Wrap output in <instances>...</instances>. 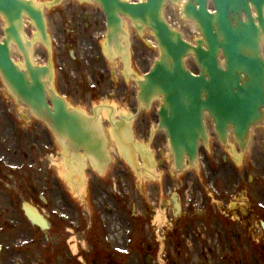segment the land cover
<instances>
[{"label":"rangeland","instance_id":"rangeland-1","mask_svg":"<svg viewBox=\"0 0 264 264\" xmlns=\"http://www.w3.org/2000/svg\"><path fill=\"white\" fill-rule=\"evenodd\" d=\"M88 9L91 12L95 11L99 17L101 16L99 9H93V7H88ZM85 11V8L81 10L73 2L59 6L54 10L52 9L49 13L50 31L54 38L52 51H55L52 62L57 75L54 86L57 90L60 88L62 92L67 93L68 101L72 107H82L83 112L89 110L87 107L92 101L93 105L100 103L113 105L118 109L115 113L116 117L121 112L129 113L133 107L131 104L134 102L130 91L127 100H123L122 94L119 92L114 94L113 91H110L109 82L105 88L106 96L104 99L101 98L100 92L93 99L89 96V85L94 74L93 71L97 70V65L91 64V58L88 63L82 59L83 52H86L84 49L81 51L80 44L85 39L88 47L93 40L99 42L100 47L101 45L104 47L105 43L101 37L99 40L96 39L99 36L98 33L102 32V19H100L99 23L89 19L88 30H83L85 27L83 24ZM1 25L2 23L0 24V34L2 33ZM70 40L74 47L68 48L66 45ZM146 43L147 41L144 40L142 44L136 41V48L140 52L138 55H134L132 67L133 70L139 69L138 73L140 75L153 65L159 55L158 48H155L152 44V47H147ZM71 49L75 51L76 60L70 55ZM116 60L110 62V68L117 67L121 69L120 60L118 58ZM92 61L95 60L92 59ZM143 62L145 66L147 64L146 67H143ZM190 68L193 71L197 70L193 64L190 65ZM118 84L119 81L115 83L116 86ZM156 105L157 103L152 106L148 114L144 112L145 114L140 117L137 125L131 126L133 129L137 127L143 131L144 137L142 139H145V135L148 132L147 127L144 125L145 120L149 121L150 130L154 131L156 128L157 120L154 112L156 111ZM21 113L24 114V110L17 107V116L22 117ZM100 113L105 119L107 112L101 110ZM31 130L33 155L40 156L41 148L45 149V154L54 151L56 155L54 160L57 162L54 163L55 166L51 171L47 173V182L50 188L58 189L57 181L59 179L63 184V188L65 187V195L58 189L60 200L64 203L62 205L55 204V206H82V214L86 213L87 215L86 217L83 216L81 229L78 232L85 246L82 249H89V245L93 243L100 250H110L114 254H121V251L125 250L127 254L125 264H148V255H150V264H262L259 257L261 256L260 251L264 246V234L259 232L256 238L254 236V241H251V251L248 245L241 243L239 246L234 238L236 223L232 217L226 216L224 218L221 214L223 211V202H221V191L223 190L221 186L222 184L223 186L225 185L223 179L215 172L222 166V158L225 154L222 155L221 150L215 149L216 146H211L209 152L211 164L206 154L202 153L200 163L196 168L189 170L191 172L188 175L175 174L168 144L163 142V136L160 138L161 144L159 147L162 151V158L166 159L169 166L168 171L173 176L171 184L174 185V188H177L176 190L178 191L175 192L179 193L183 199L185 208L184 214H179L178 218L172 220V216L175 213L169 196L166 194L165 196L162 195L166 186L160 183L162 181L167 184L169 180L164 170L159 172L155 163L156 153L153 146L144 147L142 144L140 147L142 154L144 155L145 153L146 157L149 154L151 159L149 163H143V159L140 156L138 157V169H144L142 173H137L139 171L131 165L126 157L125 168L120 165L117 167L116 164L112 174L102 176L103 173L101 172L86 173V170L91 165L88 161L85 162V167L81 170V173L75 171L73 163L68 166L67 162H65L64 150H62L61 144L56 141L54 136L50 133L55 143L54 148L50 141L45 140L46 133L42 123H37L34 120ZM108 130H110L109 126L105 130L109 150L111 154L116 152L115 158L122 161L123 156L117 150V144L111 134H108ZM135 133V136H138L136 130ZM253 139L251 150L237 164L238 171L253 175L255 177L254 181L258 183V185L254 184V188L264 190L263 169L259 167V160L264 158V125L255 130ZM139 140V137L135 139V143L138 146L140 145ZM229 149L231 150V148ZM230 154L236 157L233 152ZM230 154L226 153L229 156V160ZM228 163L230 166L233 165L231 162ZM68 167L72 170L69 172L70 175L67 174ZM228 168L229 174L226 182L232 188L235 183V176L230 167ZM124 169L125 177L122 172ZM117 171L120 173H117ZM73 175H76L74 183L71 177ZM34 177L35 179L37 178V172L34 173ZM43 177L36 179L37 188L43 187L41 182ZM77 181H79L78 186H76ZM241 181L244 187V179ZM241 193L243 194L244 192ZM52 194L53 192L46 191L28 195L20 194L19 198L21 201L18 206H22L23 202H29L35 206L42 207L44 204L41 201V195L51 200ZM156 194L159 195V199ZM226 197H229V206H227V214H229L234 210L235 206L232 205L239 202L240 196L237 195V198L234 199L232 189L229 188ZM1 198L2 206H12L9 191H2ZM93 206L96 210L104 213L107 225L103 224L101 219L96 220L95 216L91 223ZM101 207H103V210ZM89 208L91 209L90 212ZM190 208L192 210H189ZM107 211L111 212L106 213ZM195 211L200 212L202 216H198ZM160 213L164 214L162 220ZM109 214L110 218H108ZM224 220L225 226L222 225ZM258 223L259 221L256 222V227H258ZM4 232L5 229L3 230ZM10 233L20 234L21 231L18 229L10 231ZM97 234L99 235L96 237ZM118 234L120 235L119 242L111 239L112 235L117 236ZM148 250H150L149 253L151 254H148Z\"/></svg>","mask_w":264,"mask_h":264},{"label":"water","instance_id":"water-1","mask_svg":"<svg viewBox=\"0 0 264 264\" xmlns=\"http://www.w3.org/2000/svg\"><path fill=\"white\" fill-rule=\"evenodd\" d=\"M95 1L102 6L109 29L114 31L110 39L116 38L122 30V17H127L139 30L151 28L159 42L161 60L140 83V97L148 104L154 96H164L160 128L167 131L178 169L185 168L182 163L186 155L191 163L197 159L200 139L207 141L206 112L214 119L222 140H226L228 129L233 128L243 142L251 125L262 120L264 0H189L184 15L196 22L203 36L196 46L185 42L163 20L168 0ZM0 15L7 22L6 37L3 43L0 41V73L12 93L67 140V152L84 148L100 154L98 165L103 167L110 157L102 153L103 145L95 142L97 131L86 118L70 112L65 101L49 89L46 79L51 76V69L34 67L27 53L22 37L23 17L30 18L45 39L42 9L32 1L0 0ZM13 43L25 54V70L12 60ZM191 53L201 67L199 73L184 67V57ZM29 217L44 228L39 218L31 213Z\"/></svg>","mask_w":264,"mask_h":264},{"label":"flooded vegetation","instance_id":"flooded-vegetation-1","mask_svg":"<svg viewBox=\"0 0 264 264\" xmlns=\"http://www.w3.org/2000/svg\"><path fill=\"white\" fill-rule=\"evenodd\" d=\"M86 41V40H85ZM140 43V42H139ZM136 43L133 44V54H139ZM143 53V51H142ZM144 64V62H143ZM1 96V93H0ZM15 99L8 95L7 100L0 97V245L2 247L0 264H123L114 260V256L106 250H96L92 247L89 250H82L79 243L78 230L81 223V209L79 206H55L48 201L46 206L40 207L47 216L51 229L48 233H39L37 227L31 224L27 217L24 206H18L20 194H36L39 192H53L57 195L56 188H50L47 182V165L42 157L33 155V136L31 126L17 122L15 116ZM159 142V141H157ZM157 142L155 145H157ZM44 154V150L42 151ZM42 154V155H43ZM217 172L227 181L229 174L225 160ZM259 167L263 168L264 161L259 160ZM37 172V180H41L42 188H37V180L34 173ZM236 179L239 180L237 170ZM222 185V206L221 214L224 218L234 214V238L236 243L248 245L250 251L251 241H254L259 230L256 222L264 220V190L254 188L253 177L246 176V187L243 188L239 182L234 188V195H241L245 190V197L240 198L235 206H248L246 210L235 207L227 214L229 198L226 194L231 185L226 182ZM171 184V178L169 177ZM168 184V183H167ZM166 184V185H167ZM2 191H9L12 206H2ZM242 196V195H241ZM103 210V207H101ZM107 213H109L107 211ZM262 218V219H261ZM226 220V219H225ZM225 220L222 222L225 225ZM5 232L3 233V230ZM20 229V234H11L10 231ZM261 231V230H260ZM264 233V231H262ZM78 249H74V243ZM259 260L264 264V246L260 251ZM258 258V257H257ZM259 264V263H256Z\"/></svg>","mask_w":264,"mask_h":264},{"label":"bare ground","instance_id":"bare-ground-1","mask_svg":"<svg viewBox=\"0 0 264 264\" xmlns=\"http://www.w3.org/2000/svg\"><path fill=\"white\" fill-rule=\"evenodd\" d=\"M122 1H126V2H128V1H131V0H122ZM176 3H178L179 4V6H186L187 5V3L189 2V0H180V1H175ZM96 20V19H95ZM262 44H264V41H262ZM89 47H85V50L88 52L89 51ZM197 64L195 65V63H193V62H189V61H185V63H184V67L186 68V69H189V70H191V68H190V65L191 64H193L194 66H196L197 68H199V70L201 71V67L198 65V62L197 61H195ZM108 115L109 116H112V112L111 111H109V113H108ZM207 117V116H206ZM209 119L208 118H206V120H205V124H206V126L208 127V124H209ZM264 124V123H263ZM158 125L160 126V123H158ZM255 124H253V125H251V126H254ZM258 128H260V127H256V128H254V130H253V132L255 133V130H257ZM118 132H119V134H120V136L123 134V128L122 127H120V129H118ZM257 132V131H256ZM231 136V134H230V132H229V137ZM45 140H47L48 141V139H47V136H45ZM57 140H58V142L61 144L60 146L62 147V150H65V151H67V140H65V139H63V138H61V137H57ZM51 144L53 145V146H55V143H54V140H53V136L51 135ZM203 148V147H202ZM66 154V153H65ZM138 154V153H137ZM67 155V154H66ZM149 157L148 158H150V155L149 154H147ZM78 156H83L82 155V152H78ZM131 158H133V163L134 164H136L135 163V155L134 154H132L131 156H130ZM80 160H74L73 161V158L72 157H70V156H66L65 157V162H67V164H68V166L70 165V164H72L73 163V165H74V169H75V171H79V172H81V170L85 167V162L86 161H88L89 159H85V157H83V159H81V158H79ZM151 160V159H150ZM149 160V161H150ZM111 161V160H110ZM149 161H146L147 163H149ZM55 162H57V161H55V160H53V163H55ZM96 168H99V169H101V170H105L103 167H100V166H96ZM177 168H178V166H177ZM67 170H68V172H67V174H69L70 175V171H72L69 167L67 168ZM138 173H142V171H144V169H138ZM182 171V170H181ZM72 177V180H73V183L75 182L74 181V178L76 177V176H71ZM78 182L79 181H77L76 182V186H78ZM176 198H178V196H176ZM177 200H179V198L177 199ZM235 205H237V204H235ZM234 204L232 205V206H235Z\"/></svg>","mask_w":264,"mask_h":264}]
</instances>
